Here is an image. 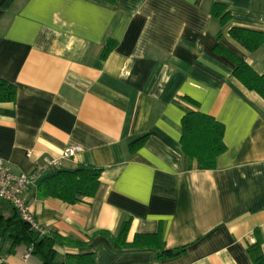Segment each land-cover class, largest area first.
Returning a JSON list of instances; mask_svg holds the SVG:
<instances>
[{
    "label": "crops",
    "instance_id": "crops-1",
    "mask_svg": "<svg viewBox=\"0 0 264 264\" xmlns=\"http://www.w3.org/2000/svg\"><path fill=\"white\" fill-rule=\"evenodd\" d=\"M213 2L231 14L224 27ZM231 26L264 31V0H0V77L16 87L13 101L0 102V158L27 173L78 144L59 168L101 169L94 196L75 204L38 198L42 177L25 193L37 223L85 242L56 246L59 254L92 253L95 264H255L248 247L259 241L264 255V99L215 51L264 74V45L247 51ZM184 108L224 126L213 169L186 168ZM126 218L127 242L159 231L166 249L184 251L161 259L155 245L113 248L98 231L114 234ZM26 251L4 258L41 264Z\"/></svg>",
    "mask_w": 264,
    "mask_h": 264
},
{
    "label": "trees",
    "instance_id": "trees-1",
    "mask_svg": "<svg viewBox=\"0 0 264 264\" xmlns=\"http://www.w3.org/2000/svg\"><path fill=\"white\" fill-rule=\"evenodd\" d=\"M211 15L224 27L231 19L226 5L213 2L210 8ZM219 31L216 37L220 36ZM229 36L249 52L258 50L264 45V31L241 26H231ZM113 41H108L101 52L104 58L110 51ZM215 51L229 57L234 63L233 76L248 90L256 92L264 99V74L254 71L242 58L217 44ZM16 87L13 83L0 77V102H10L15 99ZM192 104L197 103L189 99ZM224 126L214 117L194 109L184 108L180 125V144L186 168L192 167L195 161L198 169H213L217 157L226 150L223 141ZM147 134L127 145L129 153L139 148L146 140ZM101 169L94 166H78L72 170L56 168L44 173L36 187V196L40 199L53 197L68 204H75L85 197L94 196L99 186ZM129 228V218L123 219L116 231H98L106 236L113 248H145L156 246L157 257L164 259L175 256L184 249H166L161 241L160 232L152 234H136L132 242L126 241ZM96 234V233H94ZM25 245L31 248V255L38 258L41 264H95L92 253L59 254L56 246L79 248L85 242L69 236H63L55 230H48L45 235L31 229L16 209L9 203L0 201V256L11 254L15 248ZM248 250L255 264H264L259 241L250 245Z\"/></svg>",
    "mask_w": 264,
    "mask_h": 264
},
{
    "label": "built area",
    "instance_id": "built-area-1",
    "mask_svg": "<svg viewBox=\"0 0 264 264\" xmlns=\"http://www.w3.org/2000/svg\"><path fill=\"white\" fill-rule=\"evenodd\" d=\"M82 147L78 144H69L62 151L60 158L44 161L42 164L35 165L30 172H12L8 163L0 158V201L12 205L19 216L25 220L31 229L40 235H45L47 229L36 222L28 206L25 193L30 185L39 179L44 173L59 168L62 158H69L80 152ZM29 156V154H28ZM31 255V248L27 247L25 257ZM0 264H8L4 256H0Z\"/></svg>",
    "mask_w": 264,
    "mask_h": 264
}]
</instances>
